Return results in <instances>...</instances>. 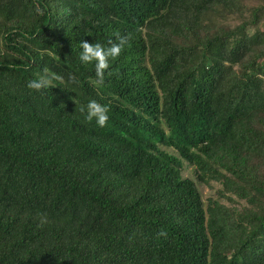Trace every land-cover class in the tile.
I'll return each mask as SVG.
<instances>
[{
    "label": "trees",
    "instance_id": "trees-1",
    "mask_svg": "<svg viewBox=\"0 0 264 264\" xmlns=\"http://www.w3.org/2000/svg\"><path fill=\"white\" fill-rule=\"evenodd\" d=\"M0 264H264V0H0Z\"/></svg>",
    "mask_w": 264,
    "mask_h": 264
},
{
    "label": "clouds",
    "instance_id": "clouds-1",
    "mask_svg": "<svg viewBox=\"0 0 264 264\" xmlns=\"http://www.w3.org/2000/svg\"><path fill=\"white\" fill-rule=\"evenodd\" d=\"M39 11V9H37ZM117 42L109 41L108 47L103 46L100 43H89L83 41L80 43L79 59L85 63L95 62V75L96 83L103 84L105 71L109 68L110 59H116L122 53L124 47L129 44L131 36H122L119 33L116 34ZM73 79H75L73 77ZM59 81L63 83V78L60 76L51 75L48 73L47 68L43 69V75L39 76L38 79H33L29 81L28 87L36 91H42L54 87L53 81ZM82 112L85 111L84 108L80 109ZM87 120H95L99 127H106L109 120L108 107L98 103L95 100L89 101L86 107Z\"/></svg>",
    "mask_w": 264,
    "mask_h": 264
},
{
    "label": "rangeland",
    "instance_id": "rangeland-1",
    "mask_svg": "<svg viewBox=\"0 0 264 264\" xmlns=\"http://www.w3.org/2000/svg\"><path fill=\"white\" fill-rule=\"evenodd\" d=\"M193 171L194 168L192 167L187 168L186 172L184 173V177H194ZM199 187L206 202L209 198L217 197V192L219 188L218 184L211 183L210 186L201 184L199 185ZM224 203H226L225 199H224Z\"/></svg>",
    "mask_w": 264,
    "mask_h": 264
}]
</instances>
